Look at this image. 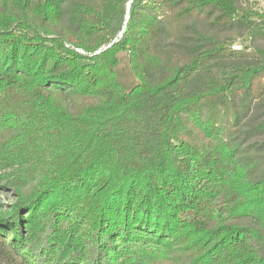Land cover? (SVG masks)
Instances as JSON below:
<instances>
[{"label":"trees","instance_id":"1","mask_svg":"<svg viewBox=\"0 0 264 264\" xmlns=\"http://www.w3.org/2000/svg\"><path fill=\"white\" fill-rule=\"evenodd\" d=\"M0 191V264H264V13L0 0Z\"/></svg>","mask_w":264,"mask_h":264},{"label":"rangeland","instance_id":"2","mask_svg":"<svg viewBox=\"0 0 264 264\" xmlns=\"http://www.w3.org/2000/svg\"><path fill=\"white\" fill-rule=\"evenodd\" d=\"M252 4V8L259 12L264 13V0H248ZM234 50L239 51V44L233 47ZM250 52V50H248ZM118 81L125 88L129 89L132 85L136 84L137 81L130 72L128 66V54L126 52H121L118 56V67L115 70ZM13 194L8 191H0V203L6 204V208L11 206L13 203Z\"/></svg>","mask_w":264,"mask_h":264}]
</instances>
